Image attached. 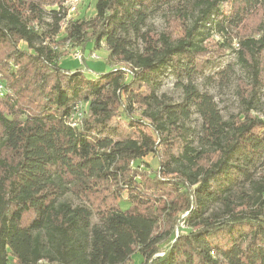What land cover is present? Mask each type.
Here are the masks:
<instances>
[{"label": "trees", "instance_id": "1", "mask_svg": "<svg viewBox=\"0 0 264 264\" xmlns=\"http://www.w3.org/2000/svg\"><path fill=\"white\" fill-rule=\"evenodd\" d=\"M44 2L0 0V264H134L136 252L139 264H264V28L239 41L251 81L239 116L224 120L193 83L213 34L227 48L264 0H96L92 18L66 22ZM157 10L160 32L147 26ZM68 40L103 44L131 74L62 70ZM168 74L180 102L158 93Z\"/></svg>", "mask_w": 264, "mask_h": 264}, {"label": "rangeland", "instance_id": "2", "mask_svg": "<svg viewBox=\"0 0 264 264\" xmlns=\"http://www.w3.org/2000/svg\"><path fill=\"white\" fill-rule=\"evenodd\" d=\"M44 8L48 11L55 8L57 5L64 4L65 0H44ZM67 1V0H66ZM95 1L96 0H83L78 7L76 14L70 17V20L90 19L95 14ZM166 12L157 10L150 13L147 26L154 31H163L166 25ZM61 29V32L64 30ZM170 31L177 36L179 33V24L177 22H170ZM264 28V9H259L253 14L246 16L241 26L236 29L230 30V42L227 48L222 47L224 38L218 36L216 33L208 40L207 52L204 55L205 67L203 72L193 79L194 85L197 89L212 97L220 115L224 120H230L237 117L242 113L241 96L247 97L251 89L250 76L237 62V53L240 46L239 41L243 38H258L259 31ZM21 47L23 45H20ZM63 50H66V56L62 57L59 61V66L62 70H67L70 73L76 70H82L84 77L88 80H94L98 75L111 72L114 68L125 67L122 63L107 62V50L102 44L99 48H94L92 42L88 43L84 50L74 48L71 45L66 46L64 43ZM74 50H80L83 54V60L80 63L73 57ZM92 54L96 55V59H90ZM262 78H261V93L260 104L258 110L253 112L257 117H264V53L260 55ZM159 94H164L170 99L171 102L177 103L181 101V92L175 87L173 75H166L161 78V86L158 91ZM1 108V106H0ZM252 115V114H251ZM187 127L198 131L200 128V119L196 114L190 117L186 123ZM192 133L191 138L194 139ZM148 157L146 161L149 162V169L154 171L158 167L156 160ZM129 204L123 202L120 204L121 209L128 208ZM96 219H94L95 221ZM131 261L134 264H139L142 261L139 253H134L131 256Z\"/></svg>", "mask_w": 264, "mask_h": 264}, {"label": "built area", "instance_id": "3", "mask_svg": "<svg viewBox=\"0 0 264 264\" xmlns=\"http://www.w3.org/2000/svg\"><path fill=\"white\" fill-rule=\"evenodd\" d=\"M83 0H65L64 1V4H61L65 9H66V19H65V22L67 20L70 19L71 16H73L74 14H76V12L78 11V7L79 5L81 4ZM63 24L62 23V28L63 29ZM66 46H69L71 45L70 44V41H66ZM59 47H57L56 45L53 46V50H58ZM73 57L78 60L80 63L82 62L83 60V54L80 50H74L73 52ZM96 55L95 54H92L90 56V59H96ZM122 72H124V74L127 76V75H130L131 74V69L130 68H127V67H123V68H119ZM4 92H5V88L3 86L2 83H0V97H2L4 95ZM75 115L74 117H72L71 119V126L73 127H79L81 126V121H82V114H83V111H82V105L81 104H78L75 108Z\"/></svg>", "mask_w": 264, "mask_h": 264}]
</instances>
